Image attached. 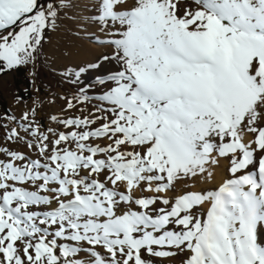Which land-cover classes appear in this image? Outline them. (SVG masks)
<instances>
[{
  "label": "snow or ice",
  "instance_id": "1",
  "mask_svg": "<svg viewBox=\"0 0 264 264\" xmlns=\"http://www.w3.org/2000/svg\"><path fill=\"white\" fill-rule=\"evenodd\" d=\"M74 4L0 0V75L34 83ZM85 9L104 50L60 73L82 114L0 116V264H264V0Z\"/></svg>",
  "mask_w": 264,
  "mask_h": 264
},
{
  "label": "rangeland",
  "instance_id": "2",
  "mask_svg": "<svg viewBox=\"0 0 264 264\" xmlns=\"http://www.w3.org/2000/svg\"><path fill=\"white\" fill-rule=\"evenodd\" d=\"M90 2L91 0H75L74 7L68 10V18L62 21L61 28L56 32L48 34L51 41L45 44L48 60L45 63L42 58L41 64L35 69L37 76L34 83L29 76V72L32 70L30 68L21 69L11 74L0 75V116H3L5 112L19 116L23 111L35 107L37 119L43 124L44 129H47L48 127H57L49 119L52 115L64 118L66 116L82 114L77 109L66 110V100L63 97L71 98L77 93L79 85L71 84L60 73L64 70L65 66L74 67L82 65L86 61L93 60L104 50L95 43L90 42L91 38L82 26V19L88 14L85 5ZM77 17L81 19H76ZM93 30L91 26H88V33ZM113 68V65H105V70ZM95 75L96 73L94 72L85 74L81 84L85 86L94 84ZM19 84L21 86H30L31 84L34 88L33 91L40 98L32 99V96H35V94H30L27 91L18 92L16 96L13 95L16 92L15 90H18ZM99 92V88L91 89L89 95H98ZM17 97H21V100L17 101ZM11 99L12 102H10ZM78 108H82L83 114H87L88 111L92 110L93 105L87 103L78 106ZM59 130L63 131L64 129L61 127ZM3 136V129H0V146H8ZM13 147L15 148L16 146L13 145ZM181 259L182 257L177 256L167 262V264H180Z\"/></svg>",
  "mask_w": 264,
  "mask_h": 264
},
{
  "label": "crops",
  "instance_id": "3",
  "mask_svg": "<svg viewBox=\"0 0 264 264\" xmlns=\"http://www.w3.org/2000/svg\"><path fill=\"white\" fill-rule=\"evenodd\" d=\"M33 87L31 86V84H30V86H21V84H19L18 85V90H15L16 92L15 93H13V95H18V92H24V91H27V92H30V94H35V96H32V99L33 98H40V96L38 95V94H36L34 91H33ZM10 102H12V99L10 100Z\"/></svg>",
  "mask_w": 264,
  "mask_h": 264
},
{
  "label": "bare ground",
  "instance_id": "4",
  "mask_svg": "<svg viewBox=\"0 0 264 264\" xmlns=\"http://www.w3.org/2000/svg\"><path fill=\"white\" fill-rule=\"evenodd\" d=\"M223 178H224L223 175L220 172H218L216 175L215 183H219ZM202 187H203V185H202Z\"/></svg>",
  "mask_w": 264,
  "mask_h": 264
}]
</instances>
